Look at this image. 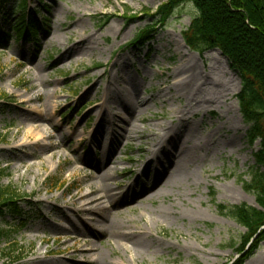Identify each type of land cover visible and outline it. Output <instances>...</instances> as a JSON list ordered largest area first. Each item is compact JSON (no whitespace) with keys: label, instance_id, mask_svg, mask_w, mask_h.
Segmentation results:
<instances>
[{"label":"rangeland","instance_id":"obj_1","mask_svg":"<svg viewBox=\"0 0 264 264\" xmlns=\"http://www.w3.org/2000/svg\"><path fill=\"white\" fill-rule=\"evenodd\" d=\"M169 1L27 0L24 10L9 0L0 10L1 185L24 210L0 217V264L242 259L245 229L218 206H257L244 183L260 142H248L228 60L184 41L195 6L155 17ZM31 14L39 34L24 41L14 29ZM144 30L151 41L129 47ZM125 92L132 109L120 103ZM90 187L104 200L88 207L106 208L103 223L143 237V248L92 228L99 215L77 203ZM244 264H264V242Z\"/></svg>","mask_w":264,"mask_h":264},{"label":"trees","instance_id":"obj_2","mask_svg":"<svg viewBox=\"0 0 264 264\" xmlns=\"http://www.w3.org/2000/svg\"><path fill=\"white\" fill-rule=\"evenodd\" d=\"M8 2L0 0V10ZM26 3L27 0L20 2L24 10ZM184 4H193L198 12L184 33L185 43L199 54L219 50L228 60L230 69L241 80L236 99L243 119L250 125L248 142L251 146L260 142L259 150L254 154L255 166L249 173L250 182L244 183L245 190L255 194L258 207L247 204L218 206L223 215L245 229L237 250L242 256L237 264H244L264 242V0H170L158 8L155 17L164 23ZM25 18L14 30L22 40L35 41L39 34L35 19L32 14L27 16V21ZM152 32H140L128 46H146ZM1 137L0 133V143ZM5 175V170H0V217L11 214L21 218L24 214L20 203L22 196L12 186L1 185ZM12 248L13 253L17 251L14 260L20 262L17 245Z\"/></svg>","mask_w":264,"mask_h":264},{"label":"bare ground","instance_id":"obj_3","mask_svg":"<svg viewBox=\"0 0 264 264\" xmlns=\"http://www.w3.org/2000/svg\"><path fill=\"white\" fill-rule=\"evenodd\" d=\"M122 96H124V98H120V103L122 104L123 108H126L127 105L131 106V109L133 108V105L135 104L136 100L133 98L132 93L130 92H125ZM48 108H50V103H48L46 105ZM49 116V115H47ZM47 116H43V115H36V114H31L29 115V117L27 119H30L31 121H36L37 119L41 120V119H47ZM35 129L39 130L40 129V125L34 126ZM121 129L122 127L119 129V136H121ZM128 139L130 140L131 136H127ZM174 168H178L177 165ZM109 174L108 173H103L102 177H108ZM95 175H91V178H95ZM158 184V183H157ZM156 184V185H157ZM154 185L153 188L156 186ZM99 190L96 187H90L89 188V192L85 195H81L79 197V201H77V203L80 205V210L82 212H93L96 215H99V212H102L106 209V208H101V207H96V208H90L88 207V205L90 204H99L101 202H103L104 198L99 194ZM148 194V193H147ZM145 194H143L142 196H145ZM136 196H139V194H136ZM114 199V198H113ZM125 201V200H123ZM83 203V204H82ZM99 215V220L97 222H95L96 225H93V229L97 230V233L102 232L101 233H107V235L109 236L110 234H113L117 237H120L123 241L128 240V241H133L136 246H138L139 248H143L144 246V240L143 237L135 239V234L132 232H121V229H118V225L113 223V222H109V223H103V215ZM99 230V231H98ZM95 264H105L104 261L101 259H95ZM110 264H115L113 262H111ZM121 264H124V261H121Z\"/></svg>","mask_w":264,"mask_h":264}]
</instances>
